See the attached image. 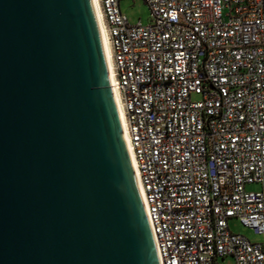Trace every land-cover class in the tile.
<instances>
[{
    "label": "built area",
    "instance_id": "built-area-1",
    "mask_svg": "<svg viewBox=\"0 0 264 264\" xmlns=\"http://www.w3.org/2000/svg\"><path fill=\"white\" fill-rule=\"evenodd\" d=\"M98 1L158 264H264V0Z\"/></svg>",
    "mask_w": 264,
    "mask_h": 264
},
{
    "label": "water",
    "instance_id": "water-1",
    "mask_svg": "<svg viewBox=\"0 0 264 264\" xmlns=\"http://www.w3.org/2000/svg\"><path fill=\"white\" fill-rule=\"evenodd\" d=\"M0 264H157L89 0H0Z\"/></svg>",
    "mask_w": 264,
    "mask_h": 264
},
{
    "label": "bare ground",
    "instance_id": "bare-ground-1",
    "mask_svg": "<svg viewBox=\"0 0 264 264\" xmlns=\"http://www.w3.org/2000/svg\"><path fill=\"white\" fill-rule=\"evenodd\" d=\"M89 1H90L92 11H93L94 19L96 22V27H97L100 42H101V48H102V53L104 57L105 67H106V80H107L110 93L113 99V103H114V107H115V111H116V115H117V119L119 123L122 143L124 145L126 158L128 160L130 171L133 176L136 193L138 195V199L140 201V205L142 207L144 217L146 219V223L149 229V223L147 220L146 196H145V192H144L142 182L140 179V174H139V170L137 167V161L135 158L134 149H133V146L130 140V134H129L128 124L126 120V110L123 105L121 94L117 86L115 66H114L110 44L107 39V32H106V27L104 23L103 13L101 11L98 0H89ZM155 257H156V261L158 264L156 251H155Z\"/></svg>",
    "mask_w": 264,
    "mask_h": 264
},
{
    "label": "rangeland",
    "instance_id": "rangeland-1",
    "mask_svg": "<svg viewBox=\"0 0 264 264\" xmlns=\"http://www.w3.org/2000/svg\"><path fill=\"white\" fill-rule=\"evenodd\" d=\"M120 9L130 24L141 22L143 26H147L151 22V13L144 0H121ZM193 99L196 100L197 97H193ZM258 189H260L259 185L248 187V190ZM229 227L233 233L245 236L252 243H264V234H257L253 230L244 227L237 218L229 220ZM221 264H235V259L226 257L221 260Z\"/></svg>",
    "mask_w": 264,
    "mask_h": 264
}]
</instances>
